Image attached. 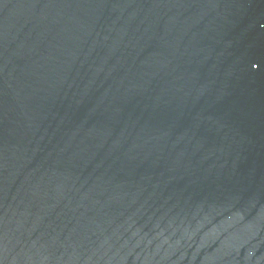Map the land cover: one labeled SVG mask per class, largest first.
Masks as SVG:
<instances>
[{"label": "water", "instance_id": "95a60500", "mask_svg": "<svg viewBox=\"0 0 264 264\" xmlns=\"http://www.w3.org/2000/svg\"><path fill=\"white\" fill-rule=\"evenodd\" d=\"M0 264H237L106 0H0Z\"/></svg>", "mask_w": 264, "mask_h": 264}]
</instances>
